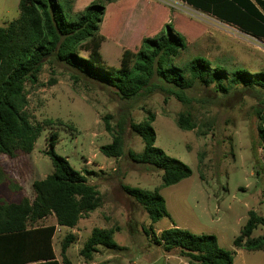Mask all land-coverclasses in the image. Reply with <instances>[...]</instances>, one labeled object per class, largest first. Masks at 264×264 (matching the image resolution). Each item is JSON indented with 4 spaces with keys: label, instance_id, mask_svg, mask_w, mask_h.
Here are the masks:
<instances>
[{
    "label": "rangeland",
    "instance_id": "obj_1",
    "mask_svg": "<svg viewBox=\"0 0 264 264\" xmlns=\"http://www.w3.org/2000/svg\"><path fill=\"white\" fill-rule=\"evenodd\" d=\"M21 0H0V27L19 19ZM74 12L99 3L106 7L100 26L105 64L120 68L126 50L137 52L144 38L166 25L185 37L188 48L174 63L181 67L196 56L206 58L224 75L221 84H197L188 89L186 102L172 94L169 84L154 79L151 92L134 100L117 90L46 55L36 83L26 84V114L42 129L31 153H0V203L35 198L34 183L53 174L46 154L52 134L55 152L81 171L101 193V207L80 220L76 240L67 257L76 264H191L180 251L165 252L155 242L161 232L181 228L197 235L211 234L234 254V264H264V250H236L251 211L264 217V147L260 128L264 117V87H246L235 81L238 70L264 77V39L248 34L176 0H71ZM86 56V54L82 53ZM171 90V91H170ZM189 112L195 128L181 130L178 119ZM154 114L156 147L189 166L192 176L164 187L163 172L137 164L128 153L144 151V141L133 126ZM125 123V154L108 158L100 149L111 144ZM107 126L112 131L107 130ZM124 186L159 191L166 200L163 219L153 224L145 209ZM50 216L38 225H56ZM94 228L115 229L118 250L99 247L92 260L81 255ZM148 231V233L146 232ZM71 230L59 227L55 246ZM264 234L260 225L251 238Z\"/></svg>",
    "mask_w": 264,
    "mask_h": 264
},
{
    "label": "trees",
    "instance_id": "obj_2",
    "mask_svg": "<svg viewBox=\"0 0 264 264\" xmlns=\"http://www.w3.org/2000/svg\"><path fill=\"white\" fill-rule=\"evenodd\" d=\"M107 1L114 3V0ZM178 1L264 39V0ZM19 10V19L7 27H0L1 154L12 157L17 151L31 153L41 135L42 129L34 126L26 114V84L38 81L46 55L52 54L51 59L115 88L127 101L151 92L155 78L169 84L173 88L171 93L183 102H186L185 92L197 84L219 83L221 89L226 90L221 84L223 73L219 68L212 69L206 58L196 56L181 67L174 63L188 44L172 24L166 25L155 36L144 38L137 52L126 50L120 68L115 69L105 64L101 53L105 40L100 34V26L106 15L103 3L90 4L82 12L75 13L71 0H21ZM235 74L236 83L246 87H264L263 76L251 77L242 70ZM261 118L263 127L260 133L264 147V117ZM155 119V115L150 113L143 122L133 126L145 146L142 153L129 151L128 155L137 164L162 171L163 186L169 187L191 177L193 172L185 163L156 147ZM178 126L184 131L194 130L192 115L182 113ZM107 130L112 131L110 126H107ZM125 134L126 126L123 123L115 132L113 142L101 147V153L108 158L122 157L125 154ZM57 141V133L52 134L46 154L53 162L54 172L34 183V200L25 198L19 203H0V239L30 241L29 247L10 249L11 253L20 255L22 264L32 260L59 264L54 261L53 252L57 226L74 229L81 219L101 207L100 191L90 185L87 177L74 169L67 159L56 154ZM124 190L145 209L153 224L160 222L167 214L166 200L159 191L150 192L129 186H124ZM50 216L56 218L57 225H38ZM260 225H264V217L251 211L241 235L234 241L235 249L264 250V234L251 238ZM115 232V229L94 228L81 255L90 261L99 252V247L118 250L120 247L114 240ZM75 240L76 236L71 233L62 241V264H72L67 251ZM155 242L165 252L180 251L190 259L191 264H234L236 251L223 249L215 235H197L174 227L163 230L155 237ZM17 255L13 258L16 259ZM6 258L8 256L3 255L0 249V264H6L3 261Z\"/></svg>",
    "mask_w": 264,
    "mask_h": 264
},
{
    "label": "crops",
    "instance_id": "obj_3",
    "mask_svg": "<svg viewBox=\"0 0 264 264\" xmlns=\"http://www.w3.org/2000/svg\"><path fill=\"white\" fill-rule=\"evenodd\" d=\"M176 1H178V0H176ZM178 2H182V1H178ZM182 3H185V2H182ZM186 4V3H185ZM188 5V4H187ZM190 6V5H189ZM192 7V6H191ZM194 8V7H193ZM194 9H196V8H194ZM196 10H198V9H196ZM198 11H200V10H198ZM200 12H202V11H200ZM202 13H204V12H202ZM205 14H207V13H205ZM208 15H210V14H208ZM210 16H212V15H210ZM212 17H214V18H216L215 16H212ZM216 19H218V18H216ZM218 20H220V19H218ZM221 21V20H220ZM223 22V21H222ZM225 23V22H224ZM230 25V24H229ZM57 225V224H56ZM45 226H47V225H45ZM63 228V227H62ZM69 230H71V232L73 233V234H76V228H74V229H69ZM59 231V226H57V231H56V234H57V232ZM56 234H55V236H54V238H53V252H54V254H55V260L54 261H57L59 264H62V256H59L58 255V252H57V250H56V246H55V239H56ZM17 240H19V241H17ZM30 240V239H29ZM29 242L30 241H28V239H15V238H12V239H0V249L2 250V254L3 255H7L8 256V258H6L5 260H3V261H6V264H22V262H20V255H17L16 253H14V252H10V249H12V248H14V247H16V246H27V247H29ZM15 255H17L16 257V259H14L13 257L15 256ZM26 256V255H25ZM24 257V256H23ZM14 260V261H13ZM70 260V259H69ZM53 261V262H54ZM50 262H52V261H50ZM50 262H45L44 260H42V261H39V262H35V260H32L31 262H26L25 264H52V263H50ZM70 262L72 263V264H76V263H74V262H72L71 260H70Z\"/></svg>",
    "mask_w": 264,
    "mask_h": 264
}]
</instances>
